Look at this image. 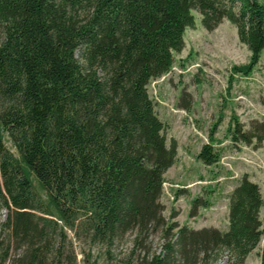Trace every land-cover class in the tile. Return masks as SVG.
Wrapping results in <instances>:
<instances>
[{"label": "trees", "instance_id": "16d2710c", "mask_svg": "<svg viewBox=\"0 0 264 264\" xmlns=\"http://www.w3.org/2000/svg\"><path fill=\"white\" fill-rule=\"evenodd\" d=\"M193 12L206 31L223 20L235 27L250 53L243 73L257 64L264 0H0V131L17 153L0 141V205L21 249L11 264H75L48 250L58 223L103 246L132 232L136 247L160 231L162 252L135 264H203L222 252L241 264L259 244L263 199L247 176L229 196L225 232L179 227L162 214L176 144H166L148 85L172 69ZM189 100L183 94L180 108ZM237 135L259 147L264 123L243 133L235 122ZM197 159L211 166L219 154L207 144Z\"/></svg>", "mask_w": 264, "mask_h": 264}, {"label": "rangeland", "instance_id": "374dc122", "mask_svg": "<svg viewBox=\"0 0 264 264\" xmlns=\"http://www.w3.org/2000/svg\"><path fill=\"white\" fill-rule=\"evenodd\" d=\"M192 15L194 25L185 30L184 48L174 55L172 69L148 85L155 112L164 124L166 144H176L174 165L163 176L162 214L179 227L225 232L229 196L247 176L257 184L263 199L259 215L263 235L241 264H260L264 245V140L259 147L255 140L245 143L240 135L234 140L233 130L235 122L243 133L264 123V52L257 64L243 73L250 53L239 43L235 27L223 20L214 30L206 31L200 15ZM183 94L190 98L188 110L179 105ZM0 141L17 157L8 136L1 131ZM207 144L219 154L217 164L205 166L197 159ZM32 213L54 220L40 211ZM7 217V210L0 205V257L9 249L8 259L0 264H11L21 252L4 225ZM49 226L50 232H56L49 237V252L61 250L74 255L75 264H135L142 256L161 253L165 244L160 231L150 232L136 247L132 232L103 246L91 243L77 226ZM211 260L203 264H230L226 252L217 261Z\"/></svg>", "mask_w": 264, "mask_h": 264}]
</instances>
